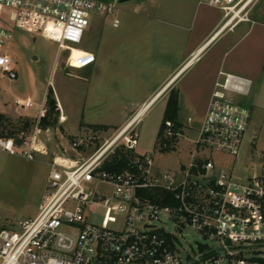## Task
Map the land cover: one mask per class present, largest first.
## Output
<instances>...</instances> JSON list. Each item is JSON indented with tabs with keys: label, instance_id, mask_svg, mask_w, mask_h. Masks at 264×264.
Listing matches in <instances>:
<instances>
[{
	"label": "built area",
	"instance_id": "built-area-1",
	"mask_svg": "<svg viewBox=\"0 0 264 264\" xmlns=\"http://www.w3.org/2000/svg\"><path fill=\"white\" fill-rule=\"evenodd\" d=\"M254 1L205 3L222 12V32L252 23ZM3 8L10 15L6 21L0 19V76L12 83L18 73L8 53L10 22L56 42L60 51L68 52L66 66L82 70L96 58L84 51L73 60L74 49L83 43L94 16L113 14L115 5L97 0H0V11ZM119 24L115 19L113 26ZM244 86V80L230 75L217 84L189 162L177 171H158L148 155L133 160L131 170L103 169L118 149L136 150L138 123L130 125L134 116L91 156L85 151L90 139L73 141L70 149L76 159H54L50 164L36 217L20 222L18 231L0 230V264H264V255L252 251L264 247V178L241 182L216 165L211 155L238 157L242 152L251 111L227 93ZM13 105L18 110L36 106L30 99H15ZM38 107L32 131L0 135V153L28 161L47 154L39 137L47 110L44 103ZM58 110L62 112L60 105ZM59 122H66L62 113ZM166 126L171 136L173 124ZM91 185L95 190L88 192ZM100 186L106 190L99 192ZM70 203L75 206L68 208ZM97 210L103 213L101 224L89 219ZM161 216L175 229L165 227ZM187 228L215 242L217 248L199 244L193 255L183 254L180 236Z\"/></svg>",
	"mask_w": 264,
	"mask_h": 264
},
{
	"label": "rangeland",
	"instance_id": "rangeland-1",
	"mask_svg": "<svg viewBox=\"0 0 264 264\" xmlns=\"http://www.w3.org/2000/svg\"><path fill=\"white\" fill-rule=\"evenodd\" d=\"M97 1L115 5L114 12L105 16L96 14L83 43L73 51V60L84 51L96 54L100 57V62L95 66L82 70L67 68L68 52L60 51L56 42L45 39L38 33L17 28L10 22L11 40L8 53L13 59L18 79L11 83L0 76L1 114L11 119L13 99H30L37 107L27 112L30 117H36L39 105L44 103L48 110L50 108L48 99L60 98L70 118L69 122L64 124L71 135L67 138L69 145L76 140L90 139L89 147L85 148L87 156L93 155L103 146L106 139L120 130L119 126L129 115L137 113L141 105L160 90L168 69L174 65L175 58L177 59L183 46L174 45V41L171 40L170 34L173 29L169 20L176 16L175 11L193 12L195 8V5L192 6L194 0H133L124 4H120V0ZM151 5H156V8H152ZM9 15L10 10L1 9V20H8ZM249 18L251 20L264 18V0L253 2ZM115 19L120 22L117 28L113 27ZM259 90L257 85L254 86L251 96L258 94ZM170 95L171 92L165 94L152 105L135 127L138 145L134 152L137 155L150 156L156 169L161 172L177 171L181 165L188 164L190 151L200 130L199 123L189 124L188 118L193 113L183 101L178 117L180 123L184 125V132L178 137L176 150L163 154L157 149V136ZM98 99L105 103L102 107L94 106ZM255 100L252 97L234 99L237 104L251 111V121L241 154L238 157L211 154L216 165L225 168L241 182H246L252 177L264 178V104L259 106ZM29 120L32 126L36 125V118ZM49 121L54 125L50 128V136L44 139L39 136L43 144H46L49 159L37 157L36 161H28L20 156L0 154L2 229L18 231L20 222L36 217L51 169L47 163H51L55 151L62 155L65 153L55 136V115H51ZM83 124L91 127L84 129ZM99 124L108 125L105 134L92 130ZM189 126L194 130H189ZM58 128L60 129L59 126ZM87 188L88 192L93 191L95 185ZM97 190L102 192L106 189L100 186ZM74 206V203H70L68 208ZM102 214L101 210H97L89 219L94 224H101ZM161 219L165 227L175 229L172 221L164 216H161ZM180 239L183 254L188 252L193 255L198 251L199 244L217 248L215 242L203 238L189 228L184 230ZM252 251L254 255L256 253L264 255V247L253 248ZM252 251L248 253L251 256Z\"/></svg>",
	"mask_w": 264,
	"mask_h": 264
},
{
	"label": "crops",
	"instance_id": "crops-1",
	"mask_svg": "<svg viewBox=\"0 0 264 264\" xmlns=\"http://www.w3.org/2000/svg\"><path fill=\"white\" fill-rule=\"evenodd\" d=\"M148 3L151 4V2ZM194 5L193 12L191 10H178L175 11L176 16L169 20L170 27L173 29L170 34L171 40L174 41V45H183L182 51L177 55V59L175 58L174 65L168 69L162 87L152 95L151 99H161L165 94L176 90L179 94L178 115L181 111V103L185 101L187 107L193 113V117L190 116L188 118L189 124L199 123L201 128L213 94L218 90L217 84L223 82L226 75L245 81L242 91L227 93L229 99L234 101L236 97H252L256 99V104L259 106L264 104V18L254 19L252 23H241L232 31L226 29L219 32L222 12L217 8L208 6L205 0H194L192 6ZM151 7L156 8V5H151ZM90 53L94 54L93 52ZM94 56L96 61L88 68L100 62V57L96 54ZM256 85L260 89L259 93L251 96L253 88ZM14 100L11 104V118H22L32 123L29 119L36 117H30L27 112L28 110H18L15 108L13 105ZM150 100L144 102L141 107ZM55 101L57 104L56 113L53 114L56 119L55 136L66 154L62 155L55 151L51 158V163L54 159L72 160L75 156L67 140L71 135L68 134L64 127V124L68 123L70 118L66 114L60 98L55 99ZM94 104V106L102 107L105 103L103 100L98 99ZM59 105L62 112L58 110ZM61 113L66 118V122L64 123L58 121ZM134 115H129L118 129H121ZM88 126V124H83L84 129H88ZM97 126L108 125L99 124ZM34 127L31 124V129ZM40 127V137L42 139L49 137L52 126L46 129L41 125ZM188 129L194 130L190 126ZM183 132L184 125H182L181 135H183ZM101 133L105 134L106 132ZM37 157L46 160L49 159V153L37 155ZM49 163L47 165L51 164Z\"/></svg>",
	"mask_w": 264,
	"mask_h": 264
},
{
	"label": "trees",
	"instance_id": "trees-1",
	"mask_svg": "<svg viewBox=\"0 0 264 264\" xmlns=\"http://www.w3.org/2000/svg\"><path fill=\"white\" fill-rule=\"evenodd\" d=\"M178 95L179 94L176 90H172L169 101L166 105L163 123L158 132L156 147L163 154L175 151L176 145L179 143L178 134H181L182 125L178 121ZM48 100L50 108L47 111L46 117L43 118L40 123V125L45 129L49 126H53V123L49 121V118L57 109L55 99ZM168 122L173 124V127L169 129L172 134L171 136L166 134L168 130L166 124ZM30 128L31 123L27 120L22 118L10 119L0 113V135L13 136L20 130L29 131ZM92 130H94V132H106L108 131V128L106 126H94ZM137 157L140 156L134 151H126L123 148L118 149L117 152L104 164L103 169L113 172L131 170V162Z\"/></svg>",
	"mask_w": 264,
	"mask_h": 264
},
{
	"label": "bare ground",
	"instance_id": "bare-ground-1",
	"mask_svg": "<svg viewBox=\"0 0 264 264\" xmlns=\"http://www.w3.org/2000/svg\"><path fill=\"white\" fill-rule=\"evenodd\" d=\"M166 89V88H165ZM163 91V90H162ZM159 99H151L148 103H146L143 107H141L135 116L131 119L130 125H134L142 120V118L147 114L150 110L151 106L154 105Z\"/></svg>",
	"mask_w": 264,
	"mask_h": 264
},
{
	"label": "water",
	"instance_id": "water-1",
	"mask_svg": "<svg viewBox=\"0 0 264 264\" xmlns=\"http://www.w3.org/2000/svg\"><path fill=\"white\" fill-rule=\"evenodd\" d=\"M130 1H133V0H120L119 3L124 4V3L130 2Z\"/></svg>",
	"mask_w": 264,
	"mask_h": 264
}]
</instances>
